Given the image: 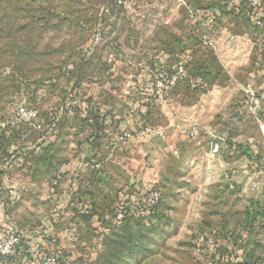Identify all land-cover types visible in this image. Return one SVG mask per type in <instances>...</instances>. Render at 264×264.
I'll list each match as a JSON object with an SVG mask.
<instances>
[{"label": "rangeland", "instance_id": "rangeland-1", "mask_svg": "<svg viewBox=\"0 0 264 264\" xmlns=\"http://www.w3.org/2000/svg\"><path fill=\"white\" fill-rule=\"evenodd\" d=\"M230 1L208 5L219 6L212 12L223 29L239 20L249 28ZM187 3L0 0V226L22 235L20 253L0 257V264H45L51 255L61 264H205L196 254L197 236L216 234L225 255L230 248L216 232L225 228L234 229L239 245L234 261L264 264V197L257 184L264 183L257 121L264 120V75L251 76L259 109L218 108L220 126L259 151L229 156L248 164L250 199L213 185L214 168L229 161L203 153L204 132L185 139L189 124L180 123L179 143L169 149L170 138L156 130L171 125L170 115L148 110L151 69L173 66L182 56L165 50L179 51L180 42L203 35ZM178 108L180 119L186 107ZM146 126L153 131L137 134ZM125 133L135 136L120 140ZM157 193L160 200H152Z\"/></svg>", "mask_w": 264, "mask_h": 264}, {"label": "crops", "instance_id": "crops-1", "mask_svg": "<svg viewBox=\"0 0 264 264\" xmlns=\"http://www.w3.org/2000/svg\"><path fill=\"white\" fill-rule=\"evenodd\" d=\"M188 1L189 2L187 3L186 0L189 11L196 13L198 17V21L196 22H194L192 18V23L194 26L196 25L195 27L198 26L200 29L203 28V35H201V38L191 37L190 39L180 42L181 45L179 51L174 48H168L164 53L173 58L176 53L179 54L178 56H183L187 52H190L189 78L172 90L167 97V100L162 104L158 102L152 89L150 93L153 95V98L150 100L146 99V101L149 102V105L147 104V106H149L148 110L152 108L154 114H162V119L164 118L165 113L170 115L168 120L171 122V125H169L168 128L164 127V134L167 135V141L170 138L168 142L169 146L167 145V148L169 149L171 148L172 143H174L172 141H175V144L179 143L180 138L178 134L181 126L180 123H188L189 125L185 128L192 125L200 126L201 133L204 132V134L207 135V145L204 146L207 147V149H203V153L209 151L211 155L219 157L225 156L229 161L223 164L222 168H214L219 172L220 176L217 175V177H219H216L214 181H212L214 183L213 185H216L217 187L220 186V184H224L229 188H235L239 190V194H241L240 196L250 199L248 193L244 192V189H247V187L250 186V183H246V167L248 164L244 162L243 159L237 161L235 157L231 158L229 156L235 154L236 156H245L251 153L257 154L259 151L255 150L252 145L249 146L248 144H242L240 142L241 140H237L238 138L235 137L233 133L226 131V127L220 126V124H222L220 121L223 119V116L218 114V108L228 105L230 107L238 108L239 111L243 109L246 111L248 110L249 112L250 109V112H252L251 106L253 105V102L251 97L244 93L243 85L252 82L251 80L255 81L251 76L259 78L264 75V29L261 28L255 31L251 21H249L251 24L249 25V28L245 27L243 20H239L237 22L238 25L231 27L226 25L223 29L224 20L221 22V18H211L207 13L218 9L217 7L219 6L217 4L212 2L209 6L208 0ZM241 1L242 0H233L228 2L230 5L229 7L233 6L234 9L237 10L236 8ZM201 16H205L206 18H202ZM208 35L214 37L217 43L216 50H213L206 45L205 39ZM231 35H235L236 40H231ZM245 42L250 44L251 51H248L247 46L249 44L246 46ZM163 66L168 67V64H163ZM156 67L155 70L162 68ZM199 80L202 83H199ZM183 85L189 88L184 89ZM237 89H239V93L241 92L243 94V96L241 94L242 98L237 100V98L226 97L228 92H233ZM255 89L259 94L258 87L255 86ZM150 90L151 89L149 88L148 91ZM185 90H193V97L188 94H184L185 97H182ZM218 92L223 93L221 99L217 98ZM152 100H155L156 102L153 103ZM179 106H183V108L186 107V112H184L180 119L175 116L180 115ZM160 110L162 113H160ZM136 120H139V117H137ZM222 121H224V124L227 122L225 120ZM185 128L182 129V134ZM176 134L178 136H176ZM166 135L164 136L166 137ZM183 137L185 139H191L184 134ZM213 141L221 144L220 152H212ZM178 150L180 154L185 153V150H182L179 145ZM203 167L204 172L207 171L205 165ZM223 174H225V177L221 176ZM252 188L256 192L254 193L255 197H258L260 194H258L254 187ZM261 198L260 195L259 199L261 200ZM216 232L222 237V244L227 245L228 248H230V251L228 250L225 252L227 253L226 255L234 256V249L239 247L233 239L234 229L225 228L223 230H216ZM262 243V247L264 248V241Z\"/></svg>", "mask_w": 264, "mask_h": 264}, {"label": "built area", "instance_id": "built-area-1", "mask_svg": "<svg viewBox=\"0 0 264 264\" xmlns=\"http://www.w3.org/2000/svg\"><path fill=\"white\" fill-rule=\"evenodd\" d=\"M238 12H242L250 18L253 24L254 30L264 29V0H242L239 6L236 8ZM191 17L194 22L198 21L196 13L192 11ZM211 18H215V13L212 11L207 12ZM231 40H236L235 35L230 36ZM205 43L211 49H217V43L213 36L208 35L205 39ZM189 62L190 54H184L179 61H177L173 66H163L162 68L152 71L153 82L152 89L153 94L159 102H165L169 93L178 87L181 83L185 82L189 78ZM197 83V82H196ZM199 83H202L199 80ZM243 91L251 97L253 105L251 108L259 109L260 101L257 96L256 89L253 87L251 82L243 85ZM259 122L260 130L264 133V120L262 117H257ZM153 131V128L146 126L139 129L137 134H149ZM157 134L165 135L163 130H156ZM201 133V128L198 125H192L183 130V134L188 138H194ZM134 134L125 133L120 137V140H127L134 137ZM216 139V138H214ZM221 150V144L219 142L212 143V152L218 153ZM262 174L261 170L257 171V175ZM258 189L261 195L264 197V183L257 182ZM152 200H160V195L153 194ZM22 235L19 230L0 226V257L7 258L10 256H15L20 253V243ZM196 254L205 258V264H244L242 260L234 261L233 256L220 254V240L216 234L202 232L197 236L195 242ZM45 264H61L59 257L51 255L47 258Z\"/></svg>", "mask_w": 264, "mask_h": 264}, {"label": "trees", "instance_id": "trees-1", "mask_svg": "<svg viewBox=\"0 0 264 264\" xmlns=\"http://www.w3.org/2000/svg\"><path fill=\"white\" fill-rule=\"evenodd\" d=\"M242 2V1H241ZM224 9V8H223ZM223 11V10H222ZM238 13H240V14H238ZM237 15H243V16H245L246 18H247V20L248 21H250V18H248V16L247 15H244L242 12H237ZM244 264H246L245 262H244Z\"/></svg>", "mask_w": 264, "mask_h": 264}]
</instances>
